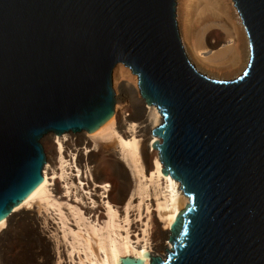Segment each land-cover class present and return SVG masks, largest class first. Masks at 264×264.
Listing matches in <instances>:
<instances>
[{
    "label": "water",
    "instance_id": "water-1",
    "mask_svg": "<svg viewBox=\"0 0 264 264\" xmlns=\"http://www.w3.org/2000/svg\"><path fill=\"white\" fill-rule=\"evenodd\" d=\"M181 1L0 0V222L44 182L45 137L112 121L124 64L162 115L155 153L188 200L150 264H264V0H229L250 68L224 81L187 60Z\"/></svg>",
    "mask_w": 264,
    "mask_h": 264
},
{
    "label": "bare ground",
    "instance_id": "bare-ground-1",
    "mask_svg": "<svg viewBox=\"0 0 264 264\" xmlns=\"http://www.w3.org/2000/svg\"><path fill=\"white\" fill-rule=\"evenodd\" d=\"M226 1L228 0H208L206 2L213 14L225 18L227 24L224 26L229 28L227 31L235 34L230 40L232 44L220 49L217 48L222 45L224 40L212 41L208 35H205L209 47L217 49L212 52L210 57L208 56L209 58L203 57L200 48L195 44L198 35L192 29L187 10L185 9L186 11L181 14L182 25H180L182 26L181 31L184 33L183 40L181 35V46L185 56L196 73L210 81L233 79L245 71L239 77L242 78L250 68L251 44L248 40V32L239 22V14L233 2H230L231 7H229ZM179 11H181L180 7ZM218 63L220 65L222 63V66ZM237 64L241 66L239 72L228 73L231 70L229 65L235 67ZM120 66H124V64ZM118 67L114 69V73ZM127 81L121 83L115 81V88L113 83L116 96L115 113L112 121H108L103 130L89 135L55 137L58 139L60 148V167L63 168L66 163L69 165V170H73V175L76 173L73 179L78 183L76 185L80 191L82 202L81 207H78L77 215L80 220H83L82 209L88 216L86 218L88 226L82 224L85 226L84 232L80 230L78 233H74L69 245L62 242L63 251L56 249L55 243L48 237L51 225L47 217L48 214L43 215L41 208L49 206L51 203L54 206L53 194L57 196L61 192L60 185L54 183L55 164L53 159L49 160L51 165H47L45 172L43 171L44 182L0 222V264L5 258L6 260L10 257L15 259L19 256H23L25 264H52L56 257L60 264L64 260L66 252L70 253L68 258L72 260L75 251L79 256V264H120L121 259L125 257L140 258L144 264H150V256H160L165 259L167 252L173 249L171 242H166V240H169L171 236V228L177 217L187 208L188 200L182 193L181 185L164 176L159 153H156V159L150 163L149 153L155 152L154 145L158 141L157 137L153 135V131L162 124V115L155 107H146L138 87L131 84L129 80ZM45 138L50 139L51 137ZM45 138L41 141L43 147ZM97 150L100 153L99 156L110 158V162L117 171L118 168L122 169V174L116 171L121 179H119L120 183L122 181L123 189L119 191L118 199L115 197L118 205L112 204L114 203L112 202L114 200L112 199L113 185L108 183L109 181L105 182L100 173L97 165L99 158L96 154ZM62 173H59L60 176ZM124 179L127 181L126 184ZM53 185L55 187L52 188ZM84 196L87 197V201L90 200L92 203L88 204L87 201H84ZM136 201L137 203H135ZM150 201L152 204L149 203ZM100 209L105 212L103 222L97 220ZM71 212L73 211L71 210ZM18 236L23 243L12 252L10 240ZM70 250L72 251L70 252ZM163 251H166L164 256L160 255ZM81 253L85 254L84 257Z\"/></svg>",
    "mask_w": 264,
    "mask_h": 264
},
{
    "label": "rangeland",
    "instance_id": "rangeland-1",
    "mask_svg": "<svg viewBox=\"0 0 264 264\" xmlns=\"http://www.w3.org/2000/svg\"><path fill=\"white\" fill-rule=\"evenodd\" d=\"M192 1V2H191ZM208 0H182V2L179 4V7H180V10L179 13V25L181 24L182 25V19H181V14L182 12L186 11L188 13V19H190V23H191V26H192V29L193 31L196 33V38L197 40L195 41V44L198 45V47L200 48L201 50V54L203 57L205 58H209L212 54V52L214 50H217V49H220L222 47H225V46H228V45H231L232 42L230 41L232 36H234L235 34H231L230 32H228L227 30L229 28H226L224 25L227 24L226 21H225V18H220L219 16L213 14L210 10H209V4L207 5L206 2ZM229 1V0H228ZM226 1L227 5L229 7L230 6V2ZM196 2V3H195ZM185 3V4H184ZM189 5V6H188ZM206 6V7H204ZM208 6V7H207ZM184 8V9H183ZM204 11H203V9ZM208 8V9H207ZM183 9V10H182ZM186 9V10H185ZM195 9V10H194ZM199 9V10H198ZM193 10V11H192ZM206 10V11H205ZM209 10V11H207ZM205 12V13H204ZM207 12V13H206ZM194 13V14H193ZM197 14V15H196ZM196 15V16H195ZM213 15V16H212ZM220 18V19H219ZM211 19V20H210ZM192 20V21H191ZM180 25V29L182 30V26ZM208 25V26H207ZM194 26V27H193ZM210 26V27H209ZM183 32L181 31V35H182V40L184 38V33L182 34ZM205 35H208V37L212 40V41H216L217 39H222L224 40V42L222 43V45L219 46V48L217 49H212L209 47V44H208V41H207V38L205 37ZM214 39V40H213ZM233 39V38H232ZM227 41V42H226ZM184 43V42H183ZM231 43V44H230ZM208 44V45H207ZM211 50V51H210ZM211 52V53H210ZM188 54V52H187ZM188 56L190 57V60H192V63L194 62L192 57L190 56V54H188ZM209 56V57H208ZM195 65V63H193ZM220 65V63H218ZM240 64V63H239ZM237 64L235 67L229 65L228 67L231 68V70L228 68V70H225V71H228V73L230 72V74L233 72L234 74L235 73H238L240 68H241V64L239 65ZM224 65V64H223ZM222 66V63L221 65ZM238 67V68H237ZM236 69V70H235ZM245 72V71H244ZM240 73L237 77L233 78V79H227V80H235L237 78H239L240 76H242V74L244 73ZM227 73V74H228ZM126 79V80H125ZM127 80H129V82L131 84H134V86H137L138 89H139V86H138V82H137V78H135V76L132 74V72L130 70H124V66H119L115 73H114V88H115V81L118 82V83H121V82H128ZM226 80V79H225ZM224 81V80H222ZM116 91V89H115ZM117 92V91H116ZM140 92V90H139ZM117 94V93H116ZM118 96V100L119 99V95L117 94ZM140 96H141V93H140ZM156 108V107H155ZM57 138H59V136H55ZM55 137H51L50 139H47L45 138L44 140V147H45V153H46V156H47V165H51L50 161H52L53 159V164L55 166L54 170H55V182L54 183H58L60 185V188H61V192L59 195L56 196V194H53V199H55V204L54 206L52 205V203L49 205V206H43L41 208V212L43 215H47L48 217V220L50 222V231H49V234H48V237H50V239L52 240L53 243H55V247L56 249H60V251L63 249V244L64 243H67L68 245L70 244V242L72 241V235L74 233H78L80 230H84L85 229V226H88V220L86 218H88V216L84 213V211L81 209V212H83L82 216H83V220H80L77 213H78V207L80 208L81 207V195H80V191L77 189V181L73 179V176L76 175V173H74L73 175V170H69V165L65 163V165L63 166V168L60 167V160H59V153H60V148H59V143H58V139L55 138ZM64 153V150L62 151ZM96 152V151H95ZM99 151L97 150L96 154H97V157L99 156L100 153H98ZM105 157V158H104ZM157 157V154L155 152H150L149 153V160H150V163L153 162V160H155ZM107 159V160H106ZM50 160V161H49ZM100 161V162H99ZM49 162V163H48ZM46 165V166H47ZM97 165L99 167V170H100V173L102 175V177L104 178V181L105 182H108L110 184L113 185V192H112V203L113 205H118L116 204L117 203V199L119 197V194H120V190L122 189V181L120 183V177H119V174L118 173H123L122 172V169H119L118 168V171L116 170L115 167H113L114 165L110 162V158L106 156H102L100 155L99 158H98V161H97ZM56 166H57V169H56ZM67 166V167H66ZM60 168V169H59ZM57 170V171H56ZM63 173H62V172ZM117 171V172H116ZM44 172H45V168H44ZM66 174H65V173ZM114 172V173H113ZM59 173H62L60 176V174L58 175ZM65 174V175H64ZM114 174V175H113ZM64 175V176H63ZM124 175V174H123ZM116 176V177H115ZM63 177V178H62ZM57 178V179H56ZM117 178V179H116ZM106 179V180H105ZM120 179V180H119ZM117 180V181H116ZM63 182V183H62ZM124 182L126 184V180L124 179ZM69 183V184H68ZM72 183V184H71ZM77 183V185H76ZM117 183V184H116ZM120 184V185H119ZM124 185V184H123ZM71 186V187H70ZM73 186V188H72ZM55 187L54 185L52 186V188ZM117 187V189H116ZM119 187V188H118ZM66 188V189H65ZM70 189V190H69ZM75 189V190H74ZM116 189V190H115ZM67 190V191H66ZM123 190V189H122ZM121 190V191H122ZM64 191V192H63ZM133 191V190H132ZM132 191L130 192V195L132 194ZM63 193V194H61ZM62 196V197H61ZM64 196V198H63ZM67 197V198H65ZM117 199H116V198ZM60 198V199H59ZM87 198V197H86ZM84 196V201H87ZM64 199V200H63ZM79 200V201H78ZM66 201V202H65ZM72 201V202H71ZM46 203V202H45ZM87 203H92V201L88 200ZM100 203H101V200H100ZM137 203V201L135 202ZM149 203L152 204V202L150 201ZM74 204V205H73ZM78 204V205H77ZM91 207H93V205H90ZM71 207V208H70ZM44 209V210H43ZM71 210L73 212H71ZM53 212V213H52ZM57 212V213H55ZM103 213V215H101ZM53 214V215H52ZM64 214V215H63ZM67 216V217H66ZM104 216H105V212L103 211V209H100L99 211V214L97 215V220L100 221V222H103L104 221ZM90 217V216H89ZM58 220H57V219ZM67 218V219H66ZM92 218V217H91ZM61 221H60V220ZM78 221H77V220ZM87 221H86V220ZM52 222V223H51ZM55 226H54V225ZM84 224V225H82ZM53 228V230H52ZM56 232H55V231ZM66 232V233H65ZM84 232V231H83ZM66 234V235H65ZM56 235V236H55ZM61 235V236H60ZM66 236V238H65ZM56 237V238H55ZM58 237V239H57ZM62 239H61V238ZM17 240V241H16ZM19 240V241H18ZM61 240V241H60ZM16 241V242H15ZM14 242V243H13ZM63 242V244H62ZM166 242H169V240L167 239ZM13 243V244H12ZM16 243V244H15ZM23 241L22 239L18 236L17 238H13L12 240H10V247L11 249H13L12 252H14L15 250L18 249V247L20 245H22ZM61 243V244H60ZM15 244V245H14ZM18 244V245H17ZM13 245V247H12ZM58 245V247H57ZM60 245V246H59ZM62 245V246H61ZM16 246V247H14ZM16 248V249H14ZM70 248V246H69ZM63 251V250H62ZM72 250H70L71 252ZM75 254H73L72 256V260L69 259V254H67V252L65 253V256H64V260L61 261L60 264H79V256L77 255V252L75 251L74 252ZM161 253V252H160ZM159 253V254H160ZM68 255V256H67ZM81 255L84 257L85 254L81 253ZM160 255H166V251H163ZM77 256V257H76ZM20 257V258H19ZM19 257H15L12 258L10 257V259H3L2 261V264H18L19 261L20 263L19 264H25V260L24 258L22 259L23 256H19ZM75 257V258H74ZM22 259V261H21ZM85 259V258H84ZM5 260V261H4ZM9 260V261H8ZM15 260V261H13ZM16 260H19V261H16ZM71 260V261H70ZM12 261V262H11ZM27 262H29L28 260H26ZM56 264H59L58 262V259L56 257V259L54 260ZM53 261L52 264H55ZM76 261V262H75ZM14 262V263H13ZM85 263H87V261H85Z\"/></svg>",
    "mask_w": 264,
    "mask_h": 264
}]
</instances>
